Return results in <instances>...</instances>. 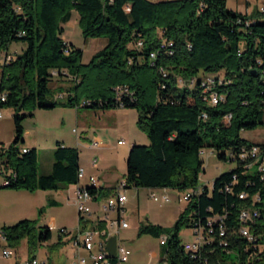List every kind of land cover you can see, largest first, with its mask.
Instances as JSON below:
<instances>
[{
	"label": "trees",
	"instance_id": "16d2710c",
	"mask_svg": "<svg viewBox=\"0 0 264 264\" xmlns=\"http://www.w3.org/2000/svg\"><path fill=\"white\" fill-rule=\"evenodd\" d=\"M72 10L85 38L106 39L86 63L82 49L62 37ZM139 40L142 47L137 48ZM13 41L26 46L0 66V92L7 93L0 107L12 108L14 131L8 145L0 143V176L9 180L0 188L62 190L79 182L78 151L61 143L53 149L51 172L37 174V150L20 144L21 122L37 108H135L136 124L149 142L130 146L126 188H196L202 150L213 148L228 161L230 152L254 143L241 131L264 124V14L259 9L237 12L226 0H0V50L7 51ZM218 73L226 80L214 85L222 100L208 106L200 79L186 81ZM54 76L67 86L53 89ZM56 91L62 95L55 97ZM204 112L205 119L200 117ZM226 114L231 115L228 124L222 121ZM88 190L95 199L113 193L101 186ZM241 193L247 197L240 199ZM254 195L261 211L252 228L256 247L237 233L239 208ZM36 223L21 219L2 225L0 233L11 246L25 239L27 256L34 258L37 247L51 238V229ZM194 226L209 228L215 239L191 257L179 231ZM220 228L226 247L219 244ZM137 235L164 237L158 264H264V178L235 164L213 179L211 189L204 185L192 195L171 227L141 222Z\"/></svg>",
	"mask_w": 264,
	"mask_h": 264
},
{
	"label": "rangeland",
	"instance_id": "374dc122",
	"mask_svg": "<svg viewBox=\"0 0 264 264\" xmlns=\"http://www.w3.org/2000/svg\"><path fill=\"white\" fill-rule=\"evenodd\" d=\"M263 3V0H226V5L229 9L247 14H252ZM62 35L72 44L83 49L82 62L86 63L94 53L92 48L93 43H89V40L94 38H85L81 34L78 25V14L75 10L71 11L70 22L63 27ZM25 46L26 43L23 41H13L10 44L8 53L14 57L16 55L14 52L17 54L21 53ZM0 59H3V55H0ZM60 79L61 76H54L50 82V86L53 89L58 87V82L64 81ZM57 96L59 95L56 91L55 97ZM36 110L38 108L34 111ZM39 110H43L44 113H38L22 120V127L25 128H23V135L21 137L23 142L20 143L28 147L33 145L37 150L38 175H47L51 172L54 161L52 155L53 149H55L57 143H63L62 145L64 146L77 149L81 163L80 166L84 168L90 166V161L96 158L99 169L90 171L95 178L101 172H110L111 178L121 181L124 180L126 170L125 159L130 143L148 144L149 142L146 134L136 124L138 112L133 107H115L109 109L73 108V110L78 111V117L68 113L67 109L65 111H62V109H54L53 111L52 108ZM0 111L3 114V117L0 118V143L8 145L14 137L12 108L3 106L0 107ZM25 129H28V132H30L28 135ZM73 129L77 130L78 138ZM85 131H87L88 137L92 136L89 139H96L99 145L98 149L86 147L90 141L84 138L83 133ZM240 136L254 143H263L264 124L252 130H242ZM118 140L123 142L118 143ZM77 141L80 143L78 144ZM210 151L212 153H209ZM201 159L203 163L202 171L198 176L199 184L206 185L208 189L211 188L212 181L217 175L228 171L235 165L233 161L219 159L213 148H205ZM251 170H254V167H251ZM73 190L74 184L69 186V190H63L62 192L71 195ZM189 190L191 189L187 188L181 191L167 189L170 199L166 202H157L151 199V190L147 188L139 189L138 197H136L133 187L124 190L127 201L125 203L126 210L124 209L122 217L128 222L129 227L118 229L115 226H111L113 229L109 227L108 233H114V235L118 233L116 237L119 239V243L130 250L128 264H158L161 256L160 253L163 249L164 237L138 236V226L141 222L144 223L148 220L149 223L159 224L166 228L171 227L187 205V201L177 197H181ZM162 191L163 189L161 188L154 189L155 193H161ZM59 193V191H55L54 194ZM104 199L100 197L99 201H106ZM63 204L65 205V203ZM44 212L45 207L42 214ZM48 217L55 219V223L51 227V238L47 243H41L37 247L36 253L39 257L48 254L51 261H53L56 260L55 252L57 249H53L54 247H49L47 244L57 239L59 229L62 227H60L61 224L58 222L60 221L58 213L49 212ZM109 217L114 218L115 216L111 213ZM67 229L74 230L71 228ZM193 237L190 227H183L179 231V240L181 242L191 241ZM3 247L9 249L11 254L7 258L0 255V264H13L16 257L25 255L27 251L25 239L21 240L17 246H11L2 238L0 233V249Z\"/></svg>",
	"mask_w": 264,
	"mask_h": 264
},
{
	"label": "built area",
	"instance_id": "2783aa9c",
	"mask_svg": "<svg viewBox=\"0 0 264 264\" xmlns=\"http://www.w3.org/2000/svg\"><path fill=\"white\" fill-rule=\"evenodd\" d=\"M264 1V0H263ZM259 11L264 14V3L259 7ZM168 45H172L171 42H168ZM135 47L140 48L142 47V41L139 40L135 43ZM0 55H3V59H0V66L4 64H8L13 60V56L8 53V51L0 50ZM151 58L155 57V53H150ZM200 79V85L202 87L201 89V98L208 106H214L216 105L220 100H222V94L219 92H214V85L220 83V81H226L223 73L218 74H211V75H198V78L192 77L186 83L194 84L196 80ZM179 82H182V79L179 80ZM119 92H126V89L118 87ZM60 96V95H59ZM7 98L6 91L0 92V102H5ZM3 117L2 112L0 111V118ZM201 118L205 119L207 117L206 113H201ZM231 115L226 114L224 115L222 121L225 124H228L230 122ZM75 133L76 129L74 130ZM78 137V136H77ZM118 143H122L123 141L118 140ZM79 144L80 142L77 141ZM87 148H97L99 147L97 141H91L89 144L86 145ZM22 151H26L25 148L22 149ZM204 152V150L201 151V155ZM209 153H212L211 151ZM230 160L233 161L236 165L242 166L247 171H256L257 173L261 174V177L264 178V142L263 143H252L249 145H243L239 148V150L235 153L230 152L229 153ZM90 165L92 167H95L97 165V160L94 158L90 161ZM235 166V165H234ZM82 167V179L85 176V169ZM251 167H254V170H251ZM1 171V169H0ZM1 174V172H0ZM9 180L7 178H4L3 175L0 176V184L6 185L8 184ZM90 183H98L97 178H95L92 175L88 176V185H78L75 188L74 191V205L76 206V209L78 211L79 217L83 218L87 214L91 212V208L89 203L93 200V196L89 192L88 188L90 187ZM213 183V181H212ZM204 185H199L196 188H192L188 192L184 193L181 197L178 196L177 198H183L185 201H189L190 197L192 195L197 194L201 187ZM206 186V185H205ZM212 187V186H211ZM208 188V187H207ZM125 182L124 180L118 181L114 188L113 193L111 196H109L105 203L102 206L103 212L106 214L109 211H117V217L112 219L110 221L111 226H115L118 229L127 228L129 226L128 222L122 217V213L124 212V205L127 201V196L124 193ZM163 191L161 193H155L154 190L150 191V198L157 202H166L170 199L169 193L167 191V188H161ZM211 189V188H210ZM247 197L246 194L241 193L239 194L240 199H245ZM260 201L258 195H254L251 198L250 203L243 204L238 211V222L239 226L237 229V233L240 234L242 237H245L251 243L256 247V236L252 233V228L255 226V222L260 216L261 211H256V204ZM211 222H208V227H211ZM209 228H205L202 226H194L192 227V233H193V240L191 241H184L182 242L183 249L190 254L191 257H196L199 255L200 250L204 245L209 244L212 242L213 239H215L214 234H211V230ZM71 232H68L65 228L59 229V234H69ZM104 232H101L100 230L92 229H82L77 228L76 231L72 232L73 235V245L83 246L87 251L90 252L89 257L92 264H125L129 258L130 250L123 246L122 244L118 243L116 244V254H115V260L113 261L107 254V251L105 250V243H97L98 249L93 252V248L96 245L95 236L98 234H104ZM2 236V235H1ZM261 236V235H260ZM218 237H219V244L226 247L227 240L225 238V230L223 228H220L218 230ZM4 239V237L2 236ZM263 247V244H258L257 248L261 250ZM210 252H212V249H210ZM11 251L7 248H2L0 250V255L3 257L10 256ZM84 263L83 258H79L77 264ZM18 264H46L44 261L38 260L35 257L34 258H27L25 260L20 261Z\"/></svg>",
	"mask_w": 264,
	"mask_h": 264
},
{
	"label": "crops",
	"instance_id": "0c3cea01",
	"mask_svg": "<svg viewBox=\"0 0 264 264\" xmlns=\"http://www.w3.org/2000/svg\"><path fill=\"white\" fill-rule=\"evenodd\" d=\"M69 22H70V19L67 22L63 23L62 26L64 27ZM62 37L64 38V36ZM64 40L72 44L67 39L64 38ZM90 42L93 43L92 48H93V52L95 53L97 50L101 49L105 45L106 39L105 38H94L92 40H89V43ZM75 47L82 49L77 46ZM9 48H10V45L8 47V50ZM82 52H83V49H82ZM14 54H17V53L14 52ZM60 80H64V81H59L57 86H61V87L67 86L68 82L65 79H60ZM58 95H62V93H58ZM54 109H62V111H65L67 109L66 111H68V113L78 117V111L73 110V108H68V107L52 108L53 111ZM38 113L40 114L44 112L43 110L38 109L36 111H33V116ZM25 130L27 132L26 134L28 135V133L30 132H28V129H25ZM75 135L76 137L78 136L77 133H75ZM83 136L84 138H87V140H89L90 142L96 141V139H89L92 136L88 137L87 131L83 133ZM133 143L135 142H131L130 146ZM130 146L128 147V150ZM25 147L30 148V147H33V145H30L29 147L28 146H25ZM98 148L99 147L91 148V149H98ZM80 164L81 163L79 161V165ZM79 168H81V166ZM84 169H85V176L83 179L78 180L79 182L74 185V190L71 195L62 192L63 190H69L70 185L67 188L62 189V190H40L39 189L35 191H28L24 189L14 190V189L0 188V227L2 225H11L21 219H34L37 221L36 223L37 227L48 226L51 229V227L55 223L54 221L55 219L48 217V215H49V212H56L59 214L60 221L58 222H60L61 224L60 227L65 228L66 230H68V232H71L69 234H57V239L54 242L47 244L49 247H54L53 249H57L55 252L56 260L51 261L50 255L48 254L42 257H39L37 253H35V258L38 260L44 261L46 264H77L79 258L84 259V263H81V264H92L89 258L90 252L87 251L81 245H78V246L73 245L72 232L76 231L77 228H82V229H89V228L95 229L96 228L97 230H100L101 232L105 231L104 234H98L97 236H95L96 245L94 246L92 250L93 252H95L98 249L97 243H100V242L105 243L109 236L114 235V233H108V229L109 227L110 229H113L111 227L110 221L114 219L115 217H117V211L115 210L109 211L108 213L105 214L102 210V206L105 201L103 202L99 201L101 196H98L96 199L93 198V200L89 203L91 212L82 218L83 225L80 223V217L76 209V206L74 205L75 188L79 184L83 186H87L88 176L89 175L94 176L90 171L95 170V169L98 170L99 167L98 165H96L95 167H92L90 165V166H86ZM109 173L110 172H101L100 174L97 175L98 186L114 188L115 184L118 182V179L111 178ZM134 189H135L136 197H138V190L141 188H134ZM150 190H154V189H150ZM55 191H59L60 193L54 194ZM102 198H105L104 200H106V197H102ZM63 203H65V205ZM41 207H45V212L41 215H38V210ZM124 209L126 210L125 205H124ZM111 213L114 214L115 216L114 218L109 217ZM69 214L71 215L70 217H69ZM146 222H149V221L146 220ZM67 228H71L74 230H70ZM117 234L118 233H116L115 236ZM116 239H117V242L119 243V239L117 237ZM48 241H50V239L45 242H42V244L47 243ZM3 248H6V247H3ZM27 258L28 256H27V251H26L25 255L16 257L13 264H18L20 261L25 260ZM126 263L128 264V260Z\"/></svg>",
	"mask_w": 264,
	"mask_h": 264
},
{
	"label": "water",
	"instance_id": "95a60500",
	"mask_svg": "<svg viewBox=\"0 0 264 264\" xmlns=\"http://www.w3.org/2000/svg\"><path fill=\"white\" fill-rule=\"evenodd\" d=\"M116 244H117V239L115 235H111L107 238L105 242V250L107 251V254L109 257H112V258L115 257Z\"/></svg>",
	"mask_w": 264,
	"mask_h": 264
},
{
	"label": "bare ground",
	"instance_id": "6f19581e",
	"mask_svg": "<svg viewBox=\"0 0 264 264\" xmlns=\"http://www.w3.org/2000/svg\"><path fill=\"white\" fill-rule=\"evenodd\" d=\"M181 80V79H179ZM77 176H78V180H81L82 179V168H79L78 169V172H77ZM90 187H98V183H90ZM256 211H258V209L256 208Z\"/></svg>",
	"mask_w": 264,
	"mask_h": 264
}]
</instances>
